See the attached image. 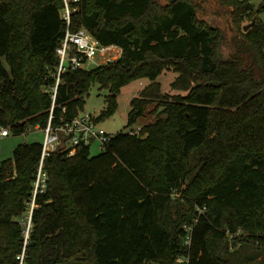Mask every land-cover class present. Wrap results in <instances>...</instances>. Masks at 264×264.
<instances>
[{"label":"trees","instance_id":"16d2710c","mask_svg":"<svg viewBox=\"0 0 264 264\" xmlns=\"http://www.w3.org/2000/svg\"><path fill=\"white\" fill-rule=\"evenodd\" d=\"M66 1L71 30L122 53L63 72L55 90ZM223 1L236 22L257 16L226 59L223 35L193 0H0V126L21 134L50 115L54 125L70 121L94 84L109 90L100 121L122 86L143 77L127 125L151 105L156 115L96 155L90 146L54 151L35 201L42 142L19 144L0 166V264H242L243 247L264 264V2L253 11ZM165 69L178 73L177 93L162 92Z\"/></svg>","mask_w":264,"mask_h":264},{"label":"rangeland","instance_id":"374dc122","mask_svg":"<svg viewBox=\"0 0 264 264\" xmlns=\"http://www.w3.org/2000/svg\"><path fill=\"white\" fill-rule=\"evenodd\" d=\"M158 3H165L168 0H156ZM199 9V17L205 24L210 25L214 29L223 35L221 37V43L218 48V56L220 59H226L230 56L234 47L242 45L244 39L242 33L244 32V26L252 21V16L245 15L242 20L236 22L234 9L230 3H224L223 0H193ZM241 3L250 4L253 7V11H257L260 4L264 0H239ZM257 18V16H255ZM254 17V18H255ZM259 19L264 22V11L259 13ZM101 61L100 58H96L95 61H87L84 67L91 69L98 65ZM178 73L173 69H165L160 73L157 80L161 83V89L164 93H177L172 87V83L177 77ZM149 79L146 77L136 78L129 83L122 86L120 92L117 94V108L110 114L102 117L99 121V126L105 129L106 132L115 135L119 131H129L130 129H139L140 126L148 124L155 120L156 115L151 112L154 105L149 107V112L140 117L134 124L127 125L128 113L131 109V100L133 97L140 95L141 91L148 85ZM183 92V91H182ZM109 93L108 89H103L99 84H94L89 92L85 95V103L82 112H89L95 116H99L106 107V96ZM184 93V92H183ZM45 132L40 126L29 128L26 132L21 134H15L13 131L7 136H0V166L1 162L13 155L14 149L21 143L25 142H43ZM90 152L92 155H96L101 152V148L98 142H93L90 146ZM180 194L175 196L179 198ZM175 199V204L180 207H184L187 204L186 199ZM20 220V218H19ZM240 244H238V247ZM239 250L241 248H238ZM245 248L241 249L239 256L243 258L242 264H257L262 259L261 256L258 259H251L255 255H251L248 252H244ZM62 264H89L88 262H65Z\"/></svg>","mask_w":264,"mask_h":264},{"label":"built area","instance_id":"2783aa9c","mask_svg":"<svg viewBox=\"0 0 264 264\" xmlns=\"http://www.w3.org/2000/svg\"><path fill=\"white\" fill-rule=\"evenodd\" d=\"M71 12L72 9L66 1L62 17L66 21L68 28L56 48L58 65L56 71L53 73L56 78L55 90L61 82V74L63 72L84 67L87 61H95L97 57L101 59L98 64L108 63L117 60L122 53L120 46L115 44H102L86 28H81L77 31L71 30ZM41 129L44 130L45 137L42 142L40 160L34 179L33 201H35L39 193L45 191L47 188L49 174L46 170V160L54 151L58 149H69L68 155L71 156L75 153L76 147L91 146L93 142H98L101 150H103L112 136L111 133L106 132L104 128L99 126L97 116L82 111H79L70 121L63 122L59 125L52 123V115H50L48 124ZM138 130L134 132L137 133ZM10 132V127L0 126V136H7ZM30 228L31 219L29 218L26 228L27 236ZM187 240L189 242V239ZM19 257L21 261L24 259V251ZM177 261L187 264L188 258L178 257Z\"/></svg>","mask_w":264,"mask_h":264},{"label":"water","instance_id":"95a60500","mask_svg":"<svg viewBox=\"0 0 264 264\" xmlns=\"http://www.w3.org/2000/svg\"><path fill=\"white\" fill-rule=\"evenodd\" d=\"M171 1H174V0H171ZM256 23V17L250 22V23H248V24H246L245 26H244V30L246 31V30H248L250 27H252L254 24Z\"/></svg>","mask_w":264,"mask_h":264}]
</instances>
